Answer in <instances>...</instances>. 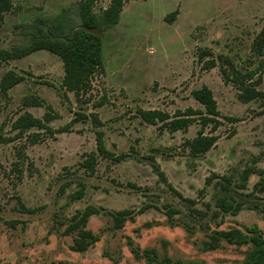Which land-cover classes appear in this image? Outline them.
Returning <instances> with one entry per match:
<instances>
[{"label": "rangeland", "instance_id": "obj_1", "mask_svg": "<svg viewBox=\"0 0 264 264\" xmlns=\"http://www.w3.org/2000/svg\"><path fill=\"white\" fill-rule=\"evenodd\" d=\"M78 1L14 0L0 47L27 42L20 24L39 16L70 8L78 20ZM109 2L99 0L97 11ZM263 27L264 0H127L120 21L103 31L105 70L79 94L62 85L63 62L51 51L0 58V81L10 70L23 76L0 88V264H241L250 245L222 238L211 247V233L264 228V97L242 100L226 59L242 71L258 65L253 43ZM259 74L264 90V67ZM203 85L221 112L217 128L209 123L204 133L218 138L194 155L188 141L202 128L200 113L171 131L145 122L139 109L204 111L192 94ZM25 111L46 126L15 128ZM100 130L107 155L97 150ZM92 152L93 168L86 166ZM226 181L242 205L236 212L217 204ZM82 182L85 194L74 198ZM88 204L98 212L73 226ZM125 208L133 213L118 225ZM83 227L95 238L77 251L71 245Z\"/></svg>", "mask_w": 264, "mask_h": 264}, {"label": "trees", "instance_id": "obj_2", "mask_svg": "<svg viewBox=\"0 0 264 264\" xmlns=\"http://www.w3.org/2000/svg\"><path fill=\"white\" fill-rule=\"evenodd\" d=\"M98 1H78L77 14L79 21L71 15L70 8H66L54 16H39L30 22L21 23V32L27 36V42L14 44L10 49L0 47V58H19L41 49L51 51L57 54L63 62L64 77L62 85L64 88L77 94L88 92L92 87L94 74L105 70L103 54L104 38L97 33L85 29V26L97 27L101 31H106L115 26L120 21L127 0H110L108 6L102 7L97 11L96 4ZM13 4L14 0H0V26L6 12L12 9ZM177 14L178 9H175L166 15V19L172 21L176 18ZM253 50L258 57L260 56L259 63L255 67L246 69V71L235 67L230 58L226 59L233 67L232 78L241 86L242 91L239 93V97L244 101H249L260 96L264 97V90L258 88V84L262 80L259 71L264 67V57H261L264 55V27L257 33L254 39ZM203 52L205 55L209 54L208 51ZM215 62L214 59H211L208 66L215 65ZM257 74H259L258 77L254 79ZM226 76L227 78H231L229 73ZM22 79V75L15 74L12 70L7 71L0 81V88L3 92H7L10 87ZM248 80L249 82H247ZM192 94L204 106V111L188 107L184 110L177 109L175 114L171 115L169 112L158 108H141L139 109V114L149 124L162 121L169 130L176 131L186 129L195 120V114L200 113L202 128L197 136L188 141L190 152L194 155H200L216 144L217 135L205 134L204 126L212 123V128L216 129L219 125L221 112L213 90L209 86L203 85L195 88ZM228 118L233 119V117ZM47 119H49V116H47ZM13 124L15 128L21 131L34 126L39 128L46 126L42 118L35 116L30 111L20 114ZM97 150L103 155L109 153L104 142L102 130L97 132ZM96 162L97 154L92 152L87 158L86 166L93 168ZM244 175L247 176V170ZM222 184L227 192L218 197V206L224 211H238L242 205L240 203L234 204L230 193L232 190L231 186L228 184V181ZM242 184L245 186V182ZM84 194L85 183L82 182L79 189L72 196L74 198H81ZM145 208L142 207L141 210ZM96 212H98V208L93 204H88L83 210H79L74 215L78 219L72 225L79 226L83 224L86 226L90 216ZM132 213V209L128 208L117 211L115 215L118 221L117 224L122 225L125 216ZM169 214L171 215V213ZM211 234V247H217L222 238L238 245H250L241 264H264V228H261L258 224L246 226L245 229L240 227L215 229ZM91 238L94 239L95 235L90 229L83 227L81 236L74 240L71 248L77 251H84L92 244ZM147 255L149 254L147 253ZM169 263L171 264L170 260Z\"/></svg>", "mask_w": 264, "mask_h": 264}, {"label": "water", "instance_id": "obj_3", "mask_svg": "<svg viewBox=\"0 0 264 264\" xmlns=\"http://www.w3.org/2000/svg\"><path fill=\"white\" fill-rule=\"evenodd\" d=\"M85 29L91 31V32H94V33H97L99 35H101L102 37L104 36V32L101 31L99 28L97 27H90V26H85Z\"/></svg>", "mask_w": 264, "mask_h": 264}]
</instances>
